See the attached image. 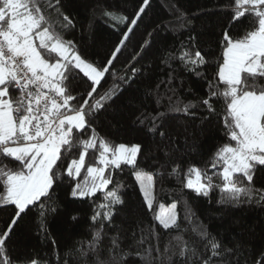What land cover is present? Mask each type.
Returning a JSON list of instances; mask_svg holds the SVG:
<instances>
[{
	"label": "trees",
	"instance_id": "1",
	"mask_svg": "<svg viewBox=\"0 0 264 264\" xmlns=\"http://www.w3.org/2000/svg\"><path fill=\"white\" fill-rule=\"evenodd\" d=\"M62 5L61 11L72 19L74 27L62 29L61 23H55V30L65 40L73 41L85 58L101 67L107 64L124 33L132 27L93 98L113 88L115 94L105 110L92 119L99 136L113 147L121 143L142 146L137 163L153 174L156 199L153 211H149L130 166L111 170L113 183L108 190L119 185L124 204L115 207L111 223L104 222L101 254L107 255L112 238L117 237L124 250L151 248L153 264H198L197 257L210 254L207 240L200 235L203 231L208 233V239L214 237L223 250V256L213 258L212 264H250V253L264 249V200L260 199L264 195V173L254 177L251 186L255 191L251 197L228 198L221 190L222 166L211 167L217 148L228 143L223 105L218 108L219 114L209 115L200 103L207 97L208 81L215 76L216 62L222 55L219 40L228 23L231 0H149L135 26L113 21L104 13L114 12L132 19L143 6V0H62ZM50 19L56 22V14L51 13ZM188 48L205 54L209 65L201 69L204 75L197 76L181 64L178 58L181 50ZM133 69L138 70L134 75ZM90 83L86 78H76L71 85L73 95L78 99L84 96L90 90ZM190 103L195 107L186 114L183 108ZM160 113L164 117L162 121L155 120L157 128L152 132L149 129L153 119ZM141 114L147 117L143 123L137 119ZM160 132L165 135L161 136ZM94 153L98 155L95 150H89L86 163ZM76 154L74 150L73 155ZM5 162L13 168L18 165V162ZM177 166L180 179L194 166L206 170L216 186L207 196L184 188L180 179L169 175ZM83 176L82 172L80 179ZM58 184L54 186L52 199L45 201L55 208V212L46 213L47 230L38 227L39 211L34 208L18 222L11 247L18 256L36 255L46 264H86V261L91 264L93 257L82 258L80 251L88 250L99 227L92 217L97 205L104 203L103 193L73 197L74 180L65 178ZM4 192L5 187L0 183V195ZM159 202L176 203L178 229L164 230L153 219ZM14 212V205H0V231L9 225ZM150 230L154 235L149 234ZM142 235L145 239L140 244ZM178 235L196 252L190 260L187 258L190 253L183 258L178 255L181 246L175 239ZM127 264L145 262L137 258L129 259Z\"/></svg>",
	"mask_w": 264,
	"mask_h": 264
},
{
	"label": "snow or ice",
	"instance_id": "2",
	"mask_svg": "<svg viewBox=\"0 0 264 264\" xmlns=\"http://www.w3.org/2000/svg\"><path fill=\"white\" fill-rule=\"evenodd\" d=\"M148 4L149 0H143V6L132 19L109 11L104 15L135 26ZM62 6V0H44L43 4L41 0H0V183L5 187L0 205L15 206L9 225L0 231V264H46L36 255H16L11 247L12 236L18 222L34 208L39 211L38 227L41 231L47 230L46 213L55 212V208L45 201L52 199L54 186L58 187V181L65 178L75 181L71 190L73 197L103 193L104 203L97 205L92 217L99 227L88 250L80 251L82 258L93 257L91 264H127L129 259L137 258L153 264L151 248L124 250L117 237L112 238L107 255L101 254L104 222L111 223L115 207L124 204L119 185L108 190L113 183L111 170L130 166L149 211H153L156 199L153 174L137 163L142 146L121 143L113 147L110 141L99 136L92 119L105 110L115 94L113 88L93 98L132 27L124 33L107 64L101 67L85 58L73 41L65 40L55 30V23H61L62 29L74 27L72 19L61 11ZM51 13L56 14V22L51 21ZM227 16L228 23L219 40L222 55L216 62L215 76L208 81L207 97L200 103L209 115L219 114L218 108L223 105L228 143L217 148L211 167L222 166L221 190L229 199L238 200L241 196L253 195L254 177L264 173V0H231ZM193 48L182 49L178 58L187 70L202 76L201 69L209 61L201 50ZM136 71L133 69V75ZM78 77L91 82L90 90L79 99L71 88ZM192 107L195 105H185L183 111L187 114ZM163 117L164 113L155 117L149 130L155 132V120L162 121ZM137 119L143 123L147 117L141 114ZM90 149L98 155L94 153L86 163ZM6 160L18 162L17 167H9ZM82 172L84 176L80 179ZM169 175L180 179L179 166ZM183 177L180 179L183 187L198 195L207 196L216 186L207 171L198 167H189ZM260 199L264 200V195ZM176 206L172 203L166 211L160 204V211L154 213L153 219L162 229H178ZM149 234L154 232L150 230ZM200 235L207 240L210 254L197 257L198 264H212L213 258L223 256L221 245L214 237L208 239L207 232L202 231ZM144 239L142 235L139 243L143 244ZM175 239L181 242L180 257L190 253L187 256L190 260L196 255L182 236ZM250 264H264V249L250 253Z\"/></svg>",
	"mask_w": 264,
	"mask_h": 264
},
{
	"label": "rangeland",
	"instance_id": "3",
	"mask_svg": "<svg viewBox=\"0 0 264 264\" xmlns=\"http://www.w3.org/2000/svg\"><path fill=\"white\" fill-rule=\"evenodd\" d=\"M154 194H155V192H154ZM154 203H155V201H154ZM154 203H153V205H154ZM172 203H175V202H170V203H161V202H159L158 205H157V207H156L157 213L160 211V207H159L160 204H163L164 205V209L167 211V210L170 209V206H171ZM175 211L177 213V206H176V210ZM177 217H178V213H177Z\"/></svg>",
	"mask_w": 264,
	"mask_h": 264
}]
</instances>
